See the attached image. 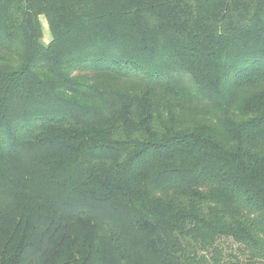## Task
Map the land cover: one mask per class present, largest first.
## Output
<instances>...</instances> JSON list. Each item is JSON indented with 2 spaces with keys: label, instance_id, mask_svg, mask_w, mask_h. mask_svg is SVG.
<instances>
[{
  "label": "trees",
  "instance_id": "trees-1",
  "mask_svg": "<svg viewBox=\"0 0 264 264\" xmlns=\"http://www.w3.org/2000/svg\"><path fill=\"white\" fill-rule=\"evenodd\" d=\"M0 264H264V0H0Z\"/></svg>",
  "mask_w": 264,
  "mask_h": 264
},
{
  "label": "rangeland",
  "instance_id": "rangeland-1",
  "mask_svg": "<svg viewBox=\"0 0 264 264\" xmlns=\"http://www.w3.org/2000/svg\"><path fill=\"white\" fill-rule=\"evenodd\" d=\"M39 21H40V24H41V27H42V33H43V37H42V41L44 43H47L50 41L51 39V36H50V32H49V29H48V25H47V22H46V19L43 15L39 16Z\"/></svg>",
  "mask_w": 264,
  "mask_h": 264
}]
</instances>
